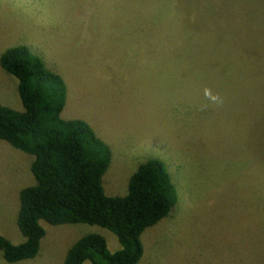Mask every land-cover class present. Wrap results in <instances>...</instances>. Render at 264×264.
<instances>
[{"label": "rangeland", "instance_id": "1", "mask_svg": "<svg viewBox=\"0 0 264 264\" xmlns=\"http://www.w3.org/2000/svg\"><path fill=\"white\" fill-rule=\"evenodd\" d=\"M27 44L66 82L62 117L110 146L107 195L164 163L178 201L138 264H264V0H0V58ZM18 85L0 64V104L23 111ZM34 159L0 140V233L14 244ZM42 223L38 256L15 264H64L93 233L121 249L101 226Z\"/></svg>", "mask_w": 264, "mask_h": 264}, {"label": "trees", "instance_id": "2", "mask_svg": "<svg viewBox=\"0 0 264 264\" xmlns=\"http://www.w3.org/2000/svg\"><path fill=\"white\" fill-rule=\"evenodd\" d=\"M0 64L19 80L24 107L0 104V140L35 157L31 171L36 179L20 192L17 224L25 241L14 244L0 233V258L11 264L36 258L46 236L42 222L84 223L113 232L121 249L112 252L104 236L88 234L72 245L64 264H138L144 255L142 235L169 217L178 201L164 163L141 164L125 196L107 195L103 177L112 150L85 120L62 117L63 77L26 45L8 48Z\"/></svg>", "mask_w": 264, "mask_h": 264}, {"label": "clouds", "instance_id": "3", "mask_svg": "<svg viewBox=\"0 0 264 264\" xmlns=\"http://www.w3.org/2000/svg\"><path fill=\"white\" fill-rule=\"evenodd\" d=\"M204 95L207 99L211 100L213 103H222L220 97L218 95H213L210 89H205Z\"/></svg>", "mask_w": 264, "mask_h": 264}, {"label": "crops", "instance_id": "4", "mask_svg": "<svg viewBox=\"0 0 264 264\" xmlns=\"http://www.w3.org/2000/svg\"><path fill=\"white\" fill-rule=\"evenodd\" d=\"M27 46L30 48V50L33 52V53H35L36 55H38V56H40L43 60H44V62L46 63V65H47V61L45 60V58L42 56V54L40 53V52H36V50L34 49V48H32V46H31V44H27ZM48 67V66H47ZM49 68V67H48ZM50 69V68H49ZM51 70V69H50ZM87 119V118H86ZM85 120V119H84ZM85 121H87V120H85ZM237 156H239V163H241V164H245L246 162H247V160H246V162H243L242 160H241V158H242V156H241V154H239V155H237ZM231 197H232V195H230V199H231ZM243 205H247V204H245V203H243Z\"/></svg>", "mask_w": 264, "mask_h": 264}]
</instances>
